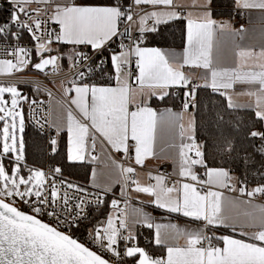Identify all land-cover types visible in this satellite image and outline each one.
Returning a JSON list of instances; mask_svg holds the SVG:
<instances>
[{
  "label": "snow or ice",
  "instance_id": "6c2138e0",
  "mask_svg": "<svg viewBox=\"0 0 264 264\" xmlns=\"http://www.w3.org/2000/svg\"><path fill=\"white\" fill-rule=\"evenodd\" d=\"M251 10L264 21V0H0V264H264V159L252 184L238 149L264 158V44L233 16ZM172 29L179 48L149 43ZM29 72L58 110L25 94L53 97ZM29 121L54 130L31 162ZM77 164L85 183L65 176Z\"/></svg>",
  "mask_w": 264,
  "mask_h": 264
},
{
  "label": "trees",
  "instance_id": "16d2710c",
  "mask_svg": "<svg viewBox=\"0 0 264 264\" xmlns=\"http://www.w3.org/2000/svg\"><path fill=\"white\" fill-rule=\"evenodd\" d=\"M2 15L6 16L7 12H3ZM150 44H154L156 46L160 47H180L181 46V40H180V33L178 30L172 29L165 33L163 37H156L154 41H150ZM67 62H65L66 64ZM25 92V94H29L33 98H42L44 97L43 93H34L31 92V89L29 86H21ZM27 106H25L26 108ZM234 116H239L240 118L247 119L249 116V112L247 109L244 110H238L237 112L233 113ZM26 139L28 140V143L31 145V154L29 156V162H31L34 158L40 157V148L39 145H43L46 149V141L45 137L41 136L37 130L32 128L29 124H27L26 127ZM238 141H242L243 143H238V149L239 148H245L247 149L248 153H251L253 155L252 163L254 164V167L250 168L248 170L249 178L252 184H255V182L259 179V177H254L252 174L260 169V162L263 159L261 155L256 151V149L260 146L259 141H253L249 142L247 140H244L243 135L238 136ZM63 148V145H62ZM243 155V152H241ZM244 169V165H240L239 170L236 172V174H240V171ZM65 173L68 174L71 177H74L78 180H85V169L82 168L80 165H70L65 169ZM86 223V222H85ZM90 227V225H89ZM75 232V235L78 233H87L86 229L84 227V224H81L79 229H73ZM146 233L148 234V230H146Z\"/></svg>",
  "mask_w": 264,
  "mask_h": 264
},
{
  "label": "crops",
  "instance_id": "0c3cea01",
  "mask_svg": "<svg viewBox=\"0 0 264 264\" xmlns=\"http://www.w3.org/2000/svg\"><path fill=\"white\" fill-rule=\"evenodd\" d=\"M187 2L191 3V0H187ZM229 10H231V5H229ZM250 15H251V22H249L248 15H245V16L235 15V11H233V16H234V20H235V26L237 28H239L241 26V24H243L246 28L249 29V32L245 36L243 44L246 45V46H255L257 48V50H258L259 46L261 44H264V37L261 36V29L264 28V21H262L260 19L261 13L258 10H251ZM223 18H225V19L228 18L227 13H225ZM164 48H167V47H164ZM176 48H179V47H176ZM57 101H59V100L53 99L51 101V105H52L54 111L59 109V105L57 104ZM239 103L241 105L246 104L247 103V98L246 97H241L240 100H239ZM25 113H26V108H25ZM53 132H54V130H53ZM62 136H64V140L66 142V134L62 133ZM101 158L105 159L104 156H102ZM92 167H98V168H100L102 170V172H103V175L101 177L102 180L111 179L112 181H114V180H116L118 178L117 175L115 174L114 169L103 168V165H88L89 178H90V170H91ZM147 167H148V169L155 170L158 167V162L154 161V160H150V161L147 162ZM66 175H68V174H66ZM140 178L142 180H144L145 182H147L146 177H144L143 175ZM78 181H80V180H78ZM80 182L85 183L86 180H84V181L81 180ZM119 188H120L119 185H115L114 191H119ZM225 194L228 195L227 192ZM133 195H135V194H133ZM145 199H148V198L144 197V196H141L138 199L133 200L132 203L135 206L139 207V206H141L139 201L140 200H145ZM257 203H264V200H258ZM146 210L151 212L157 218V222H163V223H167L168 222V219L165 218L166 214L163 213L162 211H159V210H155L154 211L151 207H146ZM171 220H172V222L178 223L181 226H184V224L187 222L185 218L177 217V216H175V214H173V216L171 217ZM143 232H144V235H147L146 229H143ZM144 242L145 241L143 240V237H141V243L143 244Z\"/></svg>",
  "mask_w": 264,
  "mask_h": 264
},
{
  "label": "built area",
  "instance_id": "2783aa9c",
  "mask_svg": "<svg viewBox=\"0 0 264 264\" xmlns=\"http://www.w3.org/2000/svg\"><path fill=\"white\" fill-rule=\"evenodd\" d=\"M5 7H7V5H5ZM66 65V64H65ZM68 68L67 66H65V71L64 73H61V76H64V75H67L68 74ZM26 76L27 78H30V79H33V80H38L42 85H46L53 93V97L51 98V100L49 99V97L46 95V93H43L44 94V97L42 98H36V99H39V100H44L46 102V107H47V104L48 103H51V101L53 99H57L61 102H63V96H62V92L60 90H58L57 87H54L51 83H48V81L40 74L38 73H35V72H29V73H26ZM21 86H25V85H21ZM30 87V86H29ZM31 113L29 112V109L26 107V117L27 116H30ZM50 119V118H49ZM28 124L34 128L35 130L38 131V129L34 126V124L29 121ZM45 135H43L45 137V141H46V148H47V140H48V136L49 135H52L54 134L53 132V129H48L47 127L45 128ZM117 159H120V157L117 156ZM164 170H167V171H171V166L169 164H165L163 166ZM66 177H68L69 179L73 180L74 182H77V183H82L80 181H78L77 179L73 178V177H70L68 175L65 174ZM118 195L119 191H115ZM20 207H22V209L25 211V212H28L29 211V208L27 206H24V205H20ZM42 219L45 221V222H48V223H52V220L51 218L47 217V216H44L42 217ZM143 231V230H142ZM77 237H79V239L82 241V242H86L87 241V233H78L76 235Z\"/></svg>",
  "mask_w": 264,
  "mask_h": 264
}]
</instances>
